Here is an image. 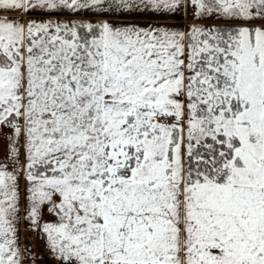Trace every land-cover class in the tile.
<instances>
[{
    "label": "snow or ice",
    "instance_id": "6c2138e0",
    "mask_svg": "<svg viewBox=\"0 0 264 264\" xmlns=\"http://www.w3.org/2000/svg\"><path fill=\"white\" fill-rule=\"evenodd\" d=\"M0 140V264H264V0H0Z\"/></svg>",
    "mask_w": 264,
    "mask_h": 264
},
{
    "label": "crops",
    "instance_id": "0c3cea01",
    "mask_svg": "<svg viewBox=\"0 0 264 264\" xmlns=\"http://www.w3.org/2000/svg\"><path fill=\"white\" fill-rule=\"evenodd\" d=\"M190 20H191L190 16H188L184 20L176 18L175 20H169L166 22L171 23V24H178V25H185L186 26ZM135 22L138 24H141V25H146V24H150V23H164L165 21H156L150 17H141L140 19L136 20ZM35 237L33 236V241L36 244V251L34 252V254H29L26 251L23 252V257H24V259H26V261L24 260V264H26L25 262L31 261L33 259V256H35L37 258V260H39V261L41 260L39 262V264H51L50 257L48 255V252H47L45 245H44V241L42 239H38ZM20 247L22 250L25 249L24 245H23V240L20 241Z\"/></svg>",
    "mask_w": 264,
    "mask_h": 264
},
{
    "label": "rangeland",
    "instance_id": "374dc122",
    "mask_svg": "<svg viewBox=\"0 0 264 264\" xmlns=\"http://www.w3.org/2000/svg\"><path fill=\"white\" fill-rule=\"evenodd\" d=\"M190 19H191V16H190ZM205 23H212V21H205ZM8 155H9V153H8L7 149L4 147L3 141L0 140V158L6 157ZM21 159H23V157H21ZM23 187H24V182H23V180H21V189H23ZM19 236H20L19 244H20V241L23 240V245H24L25 249H26V247H25L26 243L34 245L35 248L32 251H30V252L26 251L29 254H34V252L36 251V244L33 241V236L34 237L36 236L35 238L41 239L40 238V234L38 232L29 231L28 227H27V224L22 223L21 226H20ZM24 260L26 261V259H24ZM32 260L28 261V262H25V263L26 264H32ZM40 261L37 260V258H36L35 264H37V263L39 264Z\"/></svg>",
    "mask_w": 264,
    "mask_h": 264
},
{
    "label": "built area",
    "instance_id": "2783aa9c",
    "mask_svg": "<svg viewBox=\"0 0 264 264\" xmlns=\"http://www.w3.org/2000/svg\"><path fill=\"white\" fill-rule=\"evenodd\" d=\"M26 249H30V251H32L35 247L33 244H27L25 245Z\"/></svg>",
    "mask_w": 264,
    "mask_h": 264
}]
</instances>
